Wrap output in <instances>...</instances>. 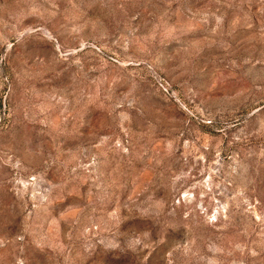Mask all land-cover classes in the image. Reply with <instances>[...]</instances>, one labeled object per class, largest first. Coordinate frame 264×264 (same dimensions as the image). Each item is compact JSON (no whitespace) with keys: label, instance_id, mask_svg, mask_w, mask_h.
I'll list each match as a JSON object with an SVG mask.
<instances>
[{"label":"rangeland","instance_id":"rangeland-1","mask_svg":"<svg viewBox=\"0 0 264 264\" xmlns=\"http://www.w3.org/2000/svg\"><path fill=\"white\" fill-rule=\"evenodd\" d=\"M0 264H264V0H0Z\"/></svg>","mask_w":264,"mask_h":264}]
</instances>
